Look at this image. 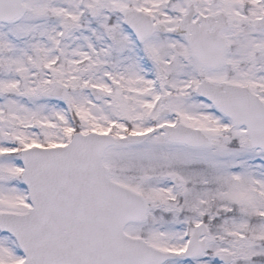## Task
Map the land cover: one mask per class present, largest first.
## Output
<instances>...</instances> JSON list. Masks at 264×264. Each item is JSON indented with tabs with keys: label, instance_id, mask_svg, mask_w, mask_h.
I'll return each instance as SVG.
<instances>
[{
	"label": "snow or ice",
	"instance_id": "snow-or-ice-1",
	"mask_svg": "<svg viewBox=\"0 0 264 264\" xmlns=\"http://www.w3.org/2000/svg\"><path fill=\"white\" fill-rule=\"evenodd\" d=\"M0 264H264V0H0Z\"/></svg>",
	"mask_w": 264,
	"mask_h": 264
}]
</instances>
